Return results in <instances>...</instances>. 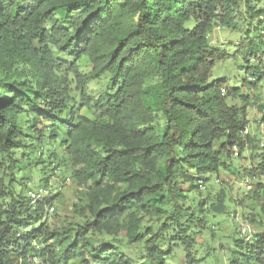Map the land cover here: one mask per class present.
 Wrapping results in <instances>:
<instances>
[{"label":"trees","instance_id":"16d2710c","mask_svg":"<svg viewBox=\"0 0 264 264\" xmlns=\"http://www.w3.org/2000/svg\"><path fill=\"white\" fill-rule=\"evenodd\" d=\"M255 1L0 0V170L46 152L44 168L64 169L86 190L85 203L74 206L80 222L57 214L49 222L46 207L56 196L33 210L26 184L21 194L15 175L3 173L0 264L34 257L40 264H136L125 253L134 244L144 255L137 264H167L175 249L183 264L199 261L191 227L203 221L181 204L185 193L203 191L211 177L218 182L234 154L250 162L242 178L264 177V146L245 134L248 96L211 78L229 56L209 40L217 22L233 28L239 12H253L249 22L259 27L246 46L252 62L242 67L243 86L258 84L264 11L250 6ZM104 77L108 88L90 98L86 86ZM24 122L36 135L27 145ZM248 193L264 219V183ZM224 198L216 215L226 214ZM145 219H155L156 229L144 228ZM234 247L228 264H264V234Z\"/></svg>","mask_w":264,"mask_h":264},{"label":"rangeland","instance_id":"374dc122","mask_svg":"<svg viewBox=\"0 0 264 264\" xmlns=\"http://www.w3.org/2000/svg\"><path fill=\"white\" fill-rule=\"evenodd\" d=\"M250 6L256 11H264V0H256L255 3H251ZM253 15V12L247 10L241 11L239 15L234 18L233 24H235V26L233 28L221 26L219 30L215 29L211 32L209 37L211 47L221 50L229 56L228 60L215 64L211 78L224 79L228 86H242V91L248 96V102H246L248 108L247 118L249 120L247 132L255 138L257 143H264V73H262V80L254 85V87L248 89L243 86V80H248L249 78L244 75L242 67L248 64V62L249 64L252 62V60H250L252 59V55L249 54L248 48L246 50V46L253 38L255 30L258 31L257 29L259 27L257 21L249 22L250 17H253ZM247 31L249 33L248 36L245 35ZM259 44L260 43H257L256 47L259 46L262 49L263 47ZM261 49L258 48L256 54L264 61V51ZM83 66L82 70L84 72L90 69L88 65L83 64ZM107 88L108 78L104 77L98 81H90L86 86V93L90 98L97 99ZM228 103H235L238 106L242 105L240 100L235 102H230V100H228ZM22 120H24V118ZM22 125L23 142L27 145V141H30V138L35 139L36 135L29 129L30 125L25 122ZM43 145L44 151H46L48 149V144L43 143ZM30 149V147L25 148L28 155L30 154ZM28 155L26 157H28ZM46 156L47 154L45 152L41 159L29 158L25 161V164H21L19 169L16 166L14 169L8 170V163H6L1 167L0 176L3 173H5L6 176L10 174H13V176L15 175L16 183L14 182V187L16 191L21 194L23 191V183L26 184L27 190L34 189L38 186H42L39 180L46 179L48 176L50 181L54 179L53 185L59 187L69 175L62 168L58 170L57 175L52 171L50 172L49 167L44 168L41 162L46 160ZM246 156L247 155L243 153L237 158L236 154H234L231 159V169L226 173H222L220 177L217 178L219 179L218 182L215 181L214 177H211L203 191L197 188L185 193V200H183L181 204L189 212H193L199 221H203L199 223V225L191 227L192 233L197 236L195 238L193 253L194 258L199 261L195 264H228L231 253L235 248L234 242L242 241L238 233L237 224L229 221V215L231 213H238L243 216L250 215L254 218L253 220H255L252 222L253 235L257 236L264 234V219L259 215V202L251 195L252 193L247 194L246 191L240 187L241 180L243 179L242 177L244 173H246V169L250 163ZM13 158L17 163L22 161L18 153L14 154ZM256 164L255 162L254 165ZM45 166H47V163H45ZM257 181L264 182V177L260 180L257 179ZM5 183H8V177L5 178ZM27 190L24 192L26 193ZM85 192L86 190H84V188L78 187L72 182L61 188L59 195L53 200L54 212L50 215L49 222L52 221L54 214H57L62 222L66 220L73 224L80 222L79 217L74 211V206L85 203ZM222 193L225 194L224 203L227 206L226 214L216 215L212 210L219 201H221L220 198ZM148 226H153L154 229H156V220L145 219L144 228ZM62 249H64V246L61 250ZM126 249V256L133 261L132 263H139L144 256L142 244L126 246ZM184 262V256L180 249H175L173 253L167 257V264H183Z\"/></svg>","mask_w":264,"mask_h":264},{"label":"built area","instance_id":"2783aa9c","mask_svg":"<svg viewBox=\"0 0 264 264\" xmlns=\"http://www.w3.org/2000/svg\"><path fill=\"white\" fill-rule=\"evenodd\" d=\"M242 2H246L248 0H241ZM217 30L220 29L221 25L217 22V25L215 26ZM214 29V30H215ZM247 131H245V134ZM264 141V139H263ZM260 147L264 146L263 142H260ZM59 169H57L54 174H57ZM255 181V182H254ZM54 179L51 181L49 180L46 185L38 186L37 188L30 189L27 192V201L28 205L31 207V209L35 210L40 202L46 199H50L54 196L59 195L61 188L69 185L72 181L71 179L65 178L64 181L60 184L59 187H56L53 185ZM256 177H246L241 180L240 187H242L246 193L253 190L255 184L257 183ZM264 183V182H263ZM201 190H204V187H200ZM54 212V208L52 206L46 207V214L51 215ZM229 218L230 222H235L238 227V233L241 238H243L244 241L249 242L253 239V228L252 224L250 222V219L248 216H243L238 213H231ZM33 246L37 247V245L34 243ZM30 262L33 264H40V261L34 257L29 259Z\"/></svg>","mask_w":264,"mask_h":264}]
</instances>
